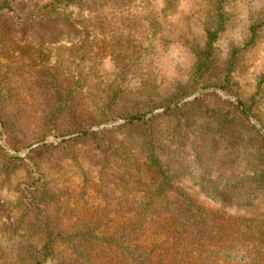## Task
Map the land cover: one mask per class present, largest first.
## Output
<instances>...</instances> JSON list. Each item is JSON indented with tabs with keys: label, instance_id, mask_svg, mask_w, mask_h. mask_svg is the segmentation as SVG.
<instances>
[{
	"label": "trees",
	"instance_id": "obj_1",
	"mask_svg": "<svg viewBox=\"0 0 264 264\" xmlns=\"http://www.w3.org/2000/svg\"><path fill=\"white\" fill-rule=\"evenodd\" d=\"M95 1L0 0V36L12 37L20 30H35L36 24L49 13L58 14L75 30H87L78 17L94 11L88 5L99 1L101 4L96 7L104 8L109 4L121 7L131 3V0ZM227 3L228 0H209L206 46L197 51L189 81L179 84L168 97L160 96L157 81L152 77L135 89L126 88L125 77L134 72L139 51L130 45L125 50L117 43L111 54L120 62L118 77L110 85L100 86L95 99L102 122L137 118L210 87L225 94H238L234 74L247 49L233 47L223 62L214 47L226 27ZM169 9L175 10L172 3ZM100 26L103 30L109 28ZM110 27L119 30L115 24ZM262 29L264 13L252 20V43ZM91 57L96 58L94 64ZM71 58L75 61L66 66L58 60L49 76L35 75L29 87L32 102L14 94L12 76L0 69V119L8 137L10 134L25 137L31 132L33 142L42 136L47 139L58 136L60 131L77 128L81 102L77 92L86 87L99 54L96 48H85ZM202 98H209L211 105L196 100L123 126L127 131L123 145L102 156L101 164L121 162L128 168L120 195L111 187L115 174L103 170L101 175L100 198L111 214L126 218L112 228L97 219L59 225L47 208L53 207L52 203L60 205V198L55 190L49 189L46 174L31 165L18 201L21 226L33 215L38 222L25 231L42 235L45 241L28 264H217L229 256L264 264V222L227 219L185 196L169 201L176 191V178L182 174L191 175L210 196L222 201L248 205L264 196V135L249 124L239 104L226 102L216 93ZM118 105L121 107L115 108ZM243 105L249 115L264 125L263 111L254 103L243 101ZM240 159L250 163L252 176L239 178L231 173ZM39 211L46 215L44 221L39 220ZM4 259L5 264H22L19 260L9 261V257Z\"/></svg>",
	"mask_w": 264,
	"mask_h": 264
},
{
	"label": "rangeland",
	"instance_id": "obj_2",
	"mask_svg": "<svg viewBox=\"0 0 264 264\" xmlns=\"http://www.w3.org/2000/svg\"><path fill=\"white\" fill-rule=\"evenodd\" d=\"M90 2L96 1L86 0V3ZM171 3L175 10L169 9ZM97 4L101 3L88 5L94 11H86L78 17L87 30H75L58 14L49 13L36 24L35 30H20L12 37L6 34L0 36L1 72H9L14 94L23 96L27 102L33 101L29 87L37 73L51 75L58 60L66 66L75 61L71 55L81 54L85 48H96L99 54L97 66L90 74L86 87L77 92V96L81 97L77 128L60 131L58 136L47 139L42 136L32 142L31 132H27L25 137L22 134H10L8 137L0 119V264H5L4 258L8 257L9 261L30 263L45 241L42 235L25 231L38 222L33 215L28 217L26 225L21 226L18 201L31 165L46 174L49 189L55 190L60 198V205L52 203L53 207L47 208L59 225L71 226L97 219L112 228L126 219L111 214L99 195L103 170L115 174L111 187L118 195L124 191L128 176V168L121 162L101 164L104 154L125 142L127 131L123 126L129 124L125 123L128 119L102 122L95 106L100 86L110 85L118 77L120 62L117 63L111 54L119 45L117 43L125 50L130 45L136 46L139 51L135 56L137 66L134 72L125 77L126 88L135 89L152 77L156 79L162 97H168L179 84L189 81L197 61V51L206 46L209 0H131L127 6L109 4L104 8L96 7ZM226 11V27L214 47L217 57L223 62L229 58L233 47L247 49L234 74L233 82L238 84L235 89L238 94H225L218 88L210 87L190 94L178 101L180 104L177 106L196 100L209 106V98L202 97L216 93L226 102L254 103L264 112V84L260 86L264 78V29L258 31L254 43L250 41L252 20L264 13V0H228ZM97 17L104 18L103 22ZM100 24L108 26L109 30H103ZM114 24L119 30H110ZM94 59L91 57L93 64L96 62ZM68 71L67 67L66 73ZM169 109L142 119L160 115ZM246 119L264 135L261 122L251 115ZM231 173L235 177L246 178L253 175V169L247 159H240ZM175 189L169 201H178L185 196L203 209L227 219L264 222V196L255 198L248 205L222 201L210 196L189 174L176 178ZM45 218L43 211H39V220L44 221ZM252 262L239 256H229L217 264Z\"/></svg>",
	"mask_w": 264,
	"mask_h": 264
},
{
	"label": "water",
	"instance_id": "obj_3",
	"mask_svg": "<svg viewBox=\"0 0 264 264\" xmlns=\"http://www.w3.org/2000/svg\"><path fill=\"white\" fill-rule=\"evenodd\" d=\"M236 102H237V104H239V105L241 106V108H242V110H243L245 116H246L247 118H249V114H248V112L246 111L245 107L243 106L242 102H240V101H236ZM179 104H180V103L174 104V105H172V106H170V107H168V108H165V109H163V110L156 111V112H154V113H152V114H146V115L139 116V117H137V118H131V119H128V120L125 121V123H131V122L136 121L137 119L149 117V116H151V115H154V114H156V113H158V112H161V111H164V110H166V109L176 107V106L179 105Z\"/></svg>",
	"mask_w": 264,
	"mask_h": 264
}]
</instances>
